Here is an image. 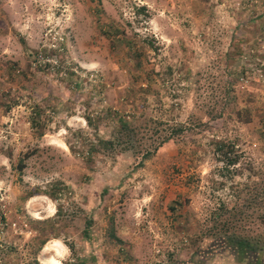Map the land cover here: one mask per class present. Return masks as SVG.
<instances>
[{
	"label": "rangeland",
	"instance_id": "374dc122",
	"mask_svg": "<svg viewBox=\"0 0 264 264\" xmlns=\"http://www.w3.org/2000/svg\"><path fill=\"white\" fill-rule=\"evenodd\" d=\"M40 47L44 70L29 55ZM108 112L144 126L149 146L147 118L159 134L189 129L141 166L129 152L86 159ZM212 134L235 144V165ZM263 209L264 0H0V264H256ZM226 218L255 243L243 260L208 236Z\"/></svg>",
	"mask_w": 264,
	"mask_h": 264
},
{
	"label": "trees",
	"instance_id": "16d2710c",
	"mask_svg": "<svg viewBox=\"0 0 264 264\" xmlns=\"http://www.w3.org/2000/svg\"><path fill=\"white\" fill-rule=\"evenodd\" d=\"M111 36H116L119 38V41L122 40L123 44L126 47V50L131 53V55L136 57L135 66L139 67L141 64L140 54L137 53L134 47L133 39L129 35H125L122 30H118L116 27H113L110 30ZM52 51H49L46 47H40L38 49H33L29 51V55L33 60L40 58L42 63L37 62L35 68L36 70H44V68L52 67L51 63L48 61V56H52ZM60 65L63 63L67 64L65 61L60 60ZM14 64L9 63L7 65L10 73L14 71ZM71 65L68 63L65 65V71H63V75L61 78L64 80H69L70 75L73 74V71L70 69ZM59 70L54 71L57 73ZM148 80H150V75L146 76ZM149 86V83L146 84V87ZM8 108V107H6ZM44 110L39 106L38 103H34L30 107L28 122L30 128L36 132L38 136L42 135L43 126L46 124V117H43ZM116 113H107V120L112 121L111 129L109 131L108 137L97 136L93 141H90L88 144V148L86 151V159H92V154H95L98 150H102L108 154H116L120 152H129L135 159L138 158L136 164L134 166H141L145 159H148L150 155H152L155 150L162 145L163 143L174 140L179 136V134L183 133L185 130L189 129V125H185L183 123L173 124L166 129L162 133H158V122L153 121L150 118H147L143 121L142 124L153 123L150 128L151 135L149 136L150 146L147 145L145 140L147 139L146 134L144 133L145 127L137 125L136 122L132 120H128L123 115H119L114 117ZM220 113L217 115H211L210 119H214L219 117ZM92 119V117L85 115L84 119L88 126L96 125L98 120ZM197 125L204 127L203 130H208L207 122L202 121L201 119L197 120ZM191 124V123H189ZM194 126V125H193ZM199 128V127H198ZM211 144V147H214L216 154H219L220 160L228 166L235 165L238 161V155L235 151V144L231 141L223 140L215 137V135H210V139L208 140ZM29 155L25 153L22 158L19 159V164L22 166V160ZM253 200H256V195L253 194ZM251 199V201H252ZM252 204H255L252 202ZM174 210V207H171ZM258 222L264 228V209L261 213L257 215ZM227 221L229 219H223L220 223V227H214L212 233H209L208 236H219L224 239L226 245L232 250V252L241 260L245 258L246 255H250V253L255 252V243L251 242L248 238L237 236L231 232H229L232 227ZM84 229V233H85ZM110 233L111 230L109 231ZM114 237V235H111ZM117 239L116 237H114ZM118 240V239H117ZM35 264H38L35 261ZM256 264H264L262 261H256Z\"/></svg>",
	"mask_w": 264,
	"mask_h": 264
}]
</instances>
